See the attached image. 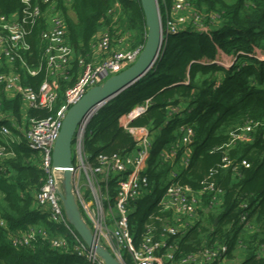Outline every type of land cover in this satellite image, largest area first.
I'll return each mask as SVG.
<instances>
[{"label":"trees","instance_id":"trees-1","mask_svg":"<svg viewBox=\"0 0 264 264\" xmlns=\"http://www.w3.org/2000/svg\"><path fill=\"white\" fill-rule=\"evenodd\" d=\"M188 2L205 11L202 23L207 30L186 28L167 35L153 68L105 102L89 120L84 150L93 163L100 153L132 150L134 141L119 118L149 99L145 110L130 122L146 126L150 132L146 168L149 187L158 189L161 182L173 180L194 192L202 191L198 218L191 225L182 224V233L165 235L167 244H177L176 260L194 255L205 246L225 244L228 259L242 252L236 264H264V58L249 55L256 48L264 50V0ZM34 5L40 11L45 8L41 0H30L28 7L20 0H0V15L21 17L23 9L30 10ZM57 5L65 17L66 36L77 58L91 59L90 44L100 29L108 31L112 43L128 34L130 48L144 45L147 27L139 0H58ZM159 9L162 15L160 2ZM24 26L29 45L25 59L40 66L46 45L41 38L45 19L43 15L28 18ZM219 51L236 58L227 67L209 63ZM17 71L23 85L34 90L45 75L43 67L34 76L20 68ZM78 71L76 64L70 80L58 79V104ZM171 107L177 110L170 113ZM21 109L20 97L8 96L0 88V119L19 125ZM50 114L46 109L27 110L28 118ZM246 125L250 126L248 138H233ZM186 127L191 128L192 136L184 143L181 139ZM10 129L21 137V142L6 146V153L13 156L0 160V221L9 231L22 232L34 225L42 227L48 236L64 234L61 226L35 209V193L45 174L37 152L25 145L16 126ZM163 152L168 156L164 157ZM184 153L188 162L182 167L179 160ZM172 173L176 176L171 180ZM209 184L222 191L216 205H209L212 192L203 190ZM149 196L145 194L131 203L129 225L136 247L147 229L157 239L164 227L175 225L171 211L160 210L157 200L148 205ZM7 238L0 224V264H90L70 250L50 247L40 236L29 246H13ZM125 256L129 259L128 253Z\"/></svg>","mask_w":264,"mask_h":264},{"label":"built area","instance_id":"built-area-1","mask_svg":"<svg viewBox=\"0 0 264 264\" xmlns=\"http://www.w3.org/2000/svg\"><path fill=\"white\" fill-rule=\"evenodd\" d=\"M20 2L26 7L30 5V0H20ZM159 2L163 7L162 15ZM41 3L45 6L43 11L34 5L30 10L23 9L21 17L17 14L0 15V88L8 96H19L27 110L40 108L51 112L47 117L27 118V125L21 135L25 145L37 152L39 166L45 174L42 186L35 193V209L41 214H46L54 224L61 226L64 234L48 236L42 227L34 225L22 232H14L7 230L3 220L0 224L4 227L7 239L13 246H29L36 236H40L47 240L52 248L70 250L90 264H105L95 251L85 244L65 216L60 198L63 169L53 166L52 152L68 108L80 100L89 88L101 84L108 77L134 63L143 45L115 50L108 31L100 29L90 44L91 59L77 58L66 36V21L57 5L58 0H41ZM157 4L162 23V41L167 35L177 34L186 28L207 30L202 23L206 15L205 11L190 5L188 0H157ZM38 15H43L45 19V29L41 32V38L46 45L43 64L34 66L25 59L29 45L25 41L24 24L28 18L33 20ZM123 39L122 37L117 42ZM249 55L257 57L253 53ZM208 62L219 63V59L215 58ZM76 64L79 70L77 77L72 85L64 90L63 99L58 104V79L70 80L71 70ZM42 67L45 75L37 90L23 85L18 68L34 76ZM148 101L149 99H146L128 114L119 118L120 125L134 141L133 149L129 152L110 155L100 153L96 156L95 163L89 159L83 142L88 122L98 109L86 114L79 122L71 144V157L72 149L74 151L71 185L81 215L93 232L96 241L104 246L120 264H223L227 258L225 244L205 246L198 253L181 256L178 260L175 256L177 244H167L165 235L182 233V224L191 225L198 218L197 213L201 209L199 193L202 191L194 192L179 182L173 181L175 173L170 175L172 181L158 196L157 206L160 210H170L174 219L173 223L179 228L170 223L164 227V232L157 239L147 229L139 245L136 247L133 243L129 213L133 210L132 202L149 194L146 168L152 141L146 126H135L130 122L145 110ZM176 110L177 108L171 107L169 112L173 113ZM10 126L16 125L8 119H0V136L3 139V142L0 141V160L6 156V146L14 142ZM249 131L250 126L246 125L233 138L245 140L248 138ZM191 136V128L186 127L182 142L186 143ZM163 153L164 157L168 156L167 152ZM183 162L187 164V155L183 157ZM204 189L212 192L209 205H216L222 191L212 184ZM156 218L160 217L156 216ZM126 253L129 259L125 256Z\"/></svg>","mask_w":264,"mask_h":264},{"label":"water","instance_id":"water-1","mask_svg":"<svg viewBox=\"0 0 264 264\" xmlns=\"http://www.w3.org/2000/svg\"><path fill=\"white\" fill-rule=\"evenodd\" d=\"M147 27L142 50L134 63L89 88L75 104L71 105L63 120L52 152V164L63 169L60 198L66 218L85 244L93 249L105 264H120L117 259L96 241L90 227L84 221L75 201L71 185V144L82 118L142 78L151 68L162 45V23L157 0H139Z\"/></svg>","mask_w":264,"mask_h":264},{"label":"rangeland","instance_id":"rangeland-1","mask_svg":"<svg viewBox=\"0 0 264 264\" xmlns=\"http://www.w3.org/2000/svg\"><path fill=\"white\" fill-rule=\"evenodd\" d=\"M72 14V13H71ZM127 35L128 34H124L125 36V39L127 38ZM256 52L255 53L257 55V57H259L260 59H262L264 57V51L261 50V49H257L256 48ZM219 59V63L220 65L224 66V67H227L229 66L235 59V55H227L225 53H223L222 51H219L218 52V56L216 57ZM26 107L22 104V109H21V116H22V120H21V125H22V130L25 129L26 125H27V109H25ZM20 132V131H19ZM17 132V133H19ZM74 157V151L72 149V158ZM175 169H179V166L175 167ZM167 182L163 181L161 182L159 185H158V189L155 188L154 186L150 188L149 190V198H148V205H151L153 204L158 196H159V191H161V189H164L165 186H166ZM1 197V195H0ZM242 257V252L241 251H238L236 254H235V257L232 258V259H228L226 258L224 261H223V264H236Z\"/></svg>","mask_w":264,"mask_h":264},{"label":"crops","instance_id":"crops-1","mask_svg":"<svg viewBox=\"0 0 264 264\" xmlns=\"http://www.w3.org/2000/svg\"><path fill=\"white\" fill-rule=\"evenodd\" d=\"M123 40L121 41V42H114L113 43V45H112V47H113V49H115V50H124V49H129L131 46L129 45V43L128 42H126V39H125V36H123ZM262 50V49H261ZM264 51V50H263ZM255 53H257L256 52V49L254 50V54ZM256 55V54H255ZM218 56V53L216 54V56H215V58ZM264 58V57H263ZM262 58V59H263ZM21 120H22V118H21ZM16 125V124H15ZM16 128H18L19 129V131L20 132H22L23 130H22V126H21V124H19V125H16ZM12 139L14 140V142H12V143H10L8 146H10V145H12L13 143H19L20 141H21V137L18 135V134H15V133H12ZM187 153V152H186ZM186 154L184 153V155H183V157L185 156ZM6 156L7 157H12L13 156V154L12 153H10V152H7L6 153ZM183 157H182V160H179V164L182 166V167H185L186 166V164H184V162H183ZM202 206V205H201ZM206 211H208L209 210V208H206L205 209Z\"/></svg>","mask_w":264,"mask_h":264}]
</instances>
